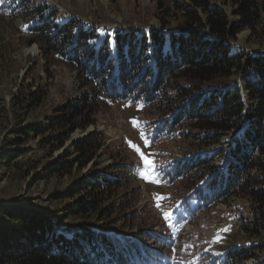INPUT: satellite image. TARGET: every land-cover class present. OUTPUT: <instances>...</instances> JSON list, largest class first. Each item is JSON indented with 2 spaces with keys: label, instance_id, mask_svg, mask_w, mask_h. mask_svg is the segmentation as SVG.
<instances>
[{
  "label": "trees",
  "instance_id": "1",
  "mask_svg": "<svg viewBox=\"0 0 264 264\" xmlns=\"http://www.w3.org/2000/svg\"><path fill=\"white\" fill-rule=\"evenodd\" d=\"M217 1L171 0L176 20L169 24L166 17L172 8L159 0L154 14L162 23L159 27H119L104 35L93 21H57L58 9L49 2L26 9L24 15L43 53L57 54L83 81L80 96L63 108L61 117L70 125L90 124L111 100L132 99L161 113L159 133L180 129L182 136L201 134L209 143L220 133H235L227 146L181 159L163 175L188 189L175 223L197 210L192 204L209 205L237 194L247 199L250 209L243 213V228L256 234L264 229V48L259 54H232L230 39L244 27L264 33V0H228L225 4L240 18L234 23ZM233 75L242 87L228 83ZM23 92V97L7 101L0 90V162L20 151L30 130L42 131L33 123L22 127L18 109L39 105L45 95L31 87ZM97 139L92 133L73 145L85 156L97 151ZM219 157L218 165L214 160ZM68 162L59 158L40 175L60 174ZM15 167L17 175L24 176L35 164L17 161ZM135 167L115 160L93 169L65 193H56L54 199L61 201L48 213L0 202V264H174L170 251L179 241L171 224L161 230L141 228L134 237L127 227L143 216L141 209H131L135 195L126 191L105 201L137 178ZM261 247H231L222 263L248 264L244 260L257 256Z\"/></svg>",
  "mask_w": 264,
  "mask_h": 264
},
{
  "label": "rangeland",
  "instance_id": "2",
  "mask_svg": "<svg viewBox=\"0 0 264 264\" xmlns=\"http://www.w3.org/2000/svg\"><path fill=\"white\" fill-rule=\"evenodd\" d=\"M25 1L0 2V90L7 101L17 95L23 97V91L28 87L44 94V100L39 105L33 108L22 105L18 109L22 127L33 123L40 126L42 131L30 130L20 143V151L12 153L10 161L0 162V202L35 206L48 213L59 206L61 200L54 199L56 193L57 196L65 193L76 179L87 176L93 169H100L115 160L135 164L137 178L110 193L108 200L105 199L108 202L126 191L135 195L131 209H141L143 216L127 227L130 235L135 237L134 232L141 228L161 230L165 228L164 225L171 224L170 229L179 241L170 251L174 264H223L222 255L229 248L262 244L257 256L244 260L248 264H261L264 260V229L261 233L253 234L243 228V213H250L247 199L234 194L209 205L192 204V207H198L197 210L189 211L183 222L175 223L188 199V189H185L181 181L171 183L163 175L168 174L181 159L227 146V140L235 136V133H220L218 140L213 143H209V139L200 138L201 134L196 138L192 135L182 136L180 129L161 130L163 133H159L161 124L157 123V119L161 113L132 99L111 100L97 112L90 124L70 125L61 117L63 108L72 105L80 96L85 88L83 81L77 71L57 54L43 53L39 41H34L33 35L29 33L30 21L24 15L26 9H32V6L45 1L58 9L57 21H66L72 17L84 25L93 21L104 35L119 27H159L162 23L154 16L158 12L159 0ZM161 1L162 5L171 6L166 22L174 24L176 19L173 17V9L176 4L171 0ZM227 1L216 3L225 11L228 10L233 23L239 21L238 15L233 14L231 7L225 4ZM262 27L264 29V21ZM260 31L249 27L239 30L230 39L231 53L246 50L247 54H259L257 50L264 48V33ZM228 83L243 86L237 75L231 76ZM133 120L136 121L135 125ZM92 133H96L100 145L95 153L84 156L73 144ZM1 139L0 136V144ZM140 152L154 162L159 183L141 177V172L153 175V168L145 163ZM62 157L69 160V165L61 169L60 174L48 177L40 175ZM27 160H31L35 167L26 171L24 176H18L15 163ZM221 160L219 157L214 162L219 165ZM63 199L68 202L69 197ZM166 213L170 214V219H165ZM116 233L121 234V231L117 230Z\"/></svg>",
  "mask_w": 264,
  "mask_h": 264
},
{
  "label": "snow or ice",
  "instance_id": "3",
  "mask_svg": "<svg viewBox=\"0 0 264 264\" xmlns=\"http://www.w3.org/2000/svg\"><path fill=\"white\" fill-rule=\"evenodd\" d=\"M0 2H2V0H0ZM133 124L135 125L136 124V121L133 120ZM131 144V142H129ZM136 151H140L138 148L136 149ZM140 156L141 157H144V153L143 152H140ZM144 160H145V163H147L149 165V167H152L153 168V175L151 176H148V175H145L144 172H141L140 175L142 178L146 179V180H149L150 182H155V183H159V179L158 177L155 175V165H154V162L152 161H149L146 157H144ZM157 207H160V204H157ZM170 214H165V219H170Z\"/></svg>",
  "mask_w": 264,
  "mask_h": 264
}]
</instances>
